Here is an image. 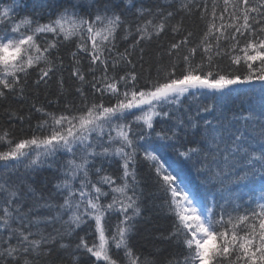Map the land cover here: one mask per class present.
<instances>
[{
  "label": "snow or ice",
  "instance_id": "1",
  "mask_svg": "<svg viewBox=\"0 0 264 264\" xmlns=\"http://www.w3.org/2000/svg\"><path fill=\"white\" fill-rule=\"evenodd\" d=\"M0 110V264H264V0H0Z\"/></svg>",
  "mask_w": 264,
  "mask_h": 264
},
{
  "label": "trees",
  "instance_id": "2",
  "mask_svg": "<svg viewBox=\"0 0 264 264\" xmlns=\"http://www.w3.org/2000/svg\"><path fill=\"white\" fill-rule=\"evenodd\" d=\"M240 92L239 95H236L235 93L231 95L230 97L226 98L224 103L229 109H237V108H246L250 103H256L259 99L258 92H251L248 89H239ZM45 93L41 92L40 98L37 101V103L44 104L45 101ZM6 117L3 116L2 110H0V127L6 126ZM17 128H19V124L17 122ZM158 229L160 231H165L169 227V221L163 217H160L158 220L155 221ZM133 243L136 245L137 248H141L144 251H148L151 248V245L148 241H145L141 236H138L134 239ZM163 247V246H162Z\"/></svg>",
  "mask_w": 264,
  "mask_h": 264
}]
</instances>
